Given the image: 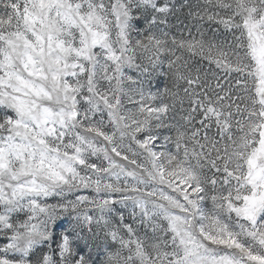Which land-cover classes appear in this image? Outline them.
<instances>
[{
  "label": "snow or ice",
  "instance_id": "1",
  "mask_svg": "<svg viewBox=\"0 0 264 264\" xmlns=\"http://www.w3.org/2000/svg\"><path fill=\"white\" fill-rule=\"evenodd\" d=\"M0 264H264V0H0Z\"/></svg>",
  "mask_w": 264,
  "mask_h": 264
}]
</instances>
